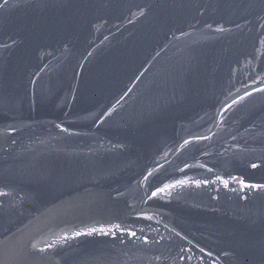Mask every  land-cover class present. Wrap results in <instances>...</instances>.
<instances>
[{
    "label": "water",
    "instance_id": "obj_1",
    "mask_svg": "<svg viewBox=\"0 0 264 264\" xmlns=\"http://www.w3.org/2000/svg\"><path fill=\"white\" fill-rule=\"evenodd\" d=\"M0 264H264V0H0Z\"/></svg>",
    "mask_w": 264,
    "mask_h": 264
}]
</instances>
